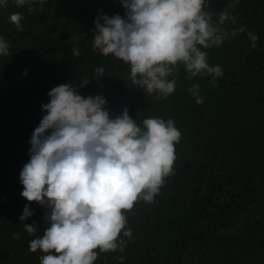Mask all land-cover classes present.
Listing matches in <instances>:
<instances>
[{"label": "trees", "instance_id": "trees-1", "mask_svg": "<svg viewBox=\"0 0 264 264\" xmlns=\"http://www.w3.org/2000/svg\"><path fill=\"white\" fill-rule=\"evenodd\" d=\"M215 1L222 13L235 17V25L243 27L247 37L248 32L258 37L255 47L249 37L235 43L225 39L220 46L208 48L213 59L210 66L220 65L227 70L215 86L211 75L190 77L184 65L178 64L168 77L176 80L175 91L167 98L152 93L158 103L150 104L141 114L158 118L162 114L165 121L170 116H188L193 124L200 120L207 130L215 134L219 131L223 136L215 142L213 138L214 143L204 153L193 149L175 151L173 172L165 178L154 200L137 201L133 209L122 210L126 228L132 233L131 238L123 236L122 229L119 238L125 241L123 252L118 248L99 253L93 264H179L180 254L187 250L199 257L201 264H260L264 213L255 208L261 206L259 209L264 211V138L244 134L246 130L251 135L249 129L254 128L248 127L251 116L242 110L252 107L256 111L255 129L264 128V84L258 88L255 83L257 78H264V0ZM93 38L75 40L69 31L48 27L39 35L33 51H19L11 65L14 69L4 73V82H16L19 95L34 111H43L42 105L50 101L48 92L59 86L60 79H89L88 83L109 93L110 84L122 85L128 78L132 92L137 91L130 67L111 54L105 56L95 50ZM77 48L80 54L74 55ZM237 52H241L240 57ZM97 67L104 68L103 76L95 73ZM195 84L200 86L201 104L188 91ZM20 162L0 135V264H40L39 258L44 255L40 250L31 252L29 242L41 237L49 226L44 220L48 210L21 196ZM26 203L33 215L20 221ZM245 217L241 230L225 234ZM25 223L35 225L37 231L30 235ZM15 234L20 238L15 239Z\"/></svg>", "mask_w": 264, "mask_h": 264}, {"label": "clouds", "instance_id": "clouds-1", "mask_svg": "<svg viewBox=\"0 0 264 264\" xmlns=\"http://www.w3.org/2000/svg\"><path fill=\"white\" fill-rule=\"evenodd\" d=\"M46 0H14L17 6H41ZM125 10L119 14L98 15L94 21L93 48L113 55L130 67V78L148 93L167 98L175 91L176 80H169L178 64L190 77L208 74L215 86L223 75L222 66H210L208 49L220 46L243 27L228 32L226 21L236 23L227 12L217 23L204 11L206 0H120ZM8 0H0L5 7ZM10 22L22 31L23 14H11ZM101 20L103 23H101ZM248 36L253 47L258 37ZM9 43L0 36V56L11 55ZM74 49V55H79ZM95 73L103 76L104 68ZM26 74V73H25ZM85 87L89 79L81 80ZM198 84L189 88L197 104L203 103ZM42 105V120L29 143L30 160L20 172L21 196L37 202L47 213L48 227L41 237L29 242V250L44 255L40 264H93L99 253L124 250L123 236L131 238L122 210L134 202L151 203L159 194L165 178L172 174L174 144L181 132L172 119L133 120L127 109L114 118L102 95L82 96L72 84H61L48 94ZM33 215L25 204L20 221ZM31 235L35 225L25 223ZM15 239L20 234H15ZM99 249V252L95 251ZM121 259H123L121 257Z\"/></svg>", "mask_w": 264, "mask_h": 264}, {"label": "rangeland", "instance_id": "rangeland-1", "mask_svg": "<svg viewBox=\"0 0 264 264\" xmlns=\"http://www.w3.org/2000/svg\"><path fill=\"white\" fill-rule=\"evenodd\" d=\"M32 8L33 11L29 13V5L17 6L14 0H8L7 6L0 9V36L9 43V51L11 53V55L0 56V135L5 137L8 141L15 158L21 161L20 165L22 166L30 160L29 149L31 148V144L29 141L31 135L34 129L39 126L43 115L46 113L44 111H34L27 107L24 98L18 93L19 87H17L16 82H14V84H10V81L4 82L5 79H7L4 73L14 69V66L11 65L16 60V55L19 51L22 53L33 51L37 46L39 35L42 31L47 30L48 27H57L59 32L69 31L72 39L81 40L85 37H94V21L98 15L107 14L111 17L119 14L122 18L125 16V10L120 0H46L42 6L37 3L33 5ZM204 11L212 15L213 23L218 22L220 14L222 13L215 0H206ZM16 12L23 14V19L21 20L23 27L22 31L17 30L15 24L10 22L9 19L11 14ZM101 23H103L102 20ZM222 27L228 32L241 28L235 24L233 25V23L229 21H226ZM227 39H232V42L235 43L237 39H249V37H247L245 31H237L234 37L229 36ZM202 50L206 51L207 54L210 53L207 49L202 48ZM236 56L240 57L241 52H237ZM207 61L210 65V62L213 61L212 56L208 55ZM214 62L215 65L218 63L217 61ZM226 71V69H223V75L217 77L216 80H222L223 77H225ZM10 73H8V76ZM11 75L9 77H11ZM207 75L208 74H203V77H207ZM231 79L232 77H229V81H231ZM255 81L258 88L264 84L263 77L257 78ZM60 83L72 84L78 89L79 94L85 97L96 96L97 94L102 95L107 100V108L110 116L113 118L120 115L124 109L128 110L129 116L133 120H136L138 124H141L145 118L155 117L151 116V114H141L142 111H147V108L151 106L150 104L158 103L155 94L146 93L143 95L146 90L139 87H136L137 91L132 92L133 86L128 78L124 79V84L122 85L116 82L110 84V87L107 85L109 87V93L100 91V86L91 83H88L83 88L80 87L81 82L79 81L63 82L60 79L58 80V84L61 85ZM127 85L131 86V88L127 89ZM242 111L251 116L247 123L248 127L251 125L254 128L249 129L251 135L246 130H244V134L246 136L264 138V128L255 129L253 121L256 120V117L254 119L253 117L256 111L250 106ZM172 117L170 116L167 119H171ZM160 118L164 119L165 117L161 114ZM174 118L175 121L173 120ZM174 118H172V120L177 129L181 132L179 143L174 144V152L178 151L181 153L182 151H187V149H193L204 153L211 147L216 139L223 136L219 131L215 134L213 132L214 130H207L206 126H202V121L200 120H196L193 124L189 121L188 116L184 118ZM262 118L263 121H260L261 124L264 125V115ZM259 207L261 206L255 208L256 211L263 214L264 211L260 210ZM246 219V217L243 218L236 228L229 233L225 232V234L229 236L232 232L241 230ZM259 259L260 264H263L264 253L259 256ZM179 264H201V261L193 252L187 250L180 254Z\"/></svg>", "mask_w": 264, "mask_h": 264}]
</instances>
